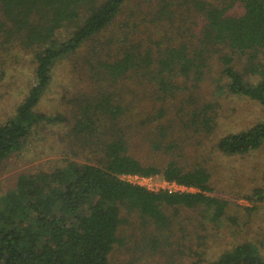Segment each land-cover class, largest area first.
<instances>
[{
    "label": "trees",
    "instance_id": "obj_1",
    "mask_svg": "<svg viewBox=\"0 0 264 264\" xmlns=\"http://www.w3.org/2000/svg\"><path fill=\"white\" fill-rule=\"evenodd\" d=\"M19 52L32 58L34 81L0 125V170L41 128L70 123L39 110L60 61L71 60L86 89L66 164L21 175L0 197V264H112L121 248L136 255L120 264L200 257L184 242L219 222L228 202L210 194L209 166L188 160L218 129L222 99H249L264 115V0H0V86L6 58ZM263 146L264 119L215 150L233 157ZM125 173L160 174L197 192H151L122 181ZM249 199L263 202L264 190ZM208 264L264 257L246 241Z\"/></svg>",
    "mask_w": 264,
    "mask_h": 264
},
{
    "label": "rangeland",
    "instance_id": "obj_2",
    "mask_svg": "<svg viewBox=\"0 0 264 264\" xmlns=\"http://www.w3.org/2000/svg\"><path fill=\"white\" fill-rule=\"evenodd\" d=\"M19 54L14 58H6L11 61L6 67V80L0 86V125L15 114L34 81L32 58L23 52ZM72 69L69 59L57 64L53 82L39 104L41 112L64 115L70 119V123L41 128L21 153L14 154L5 162L0 170V197L17 187L21 175L51 172L66 164V152L73 149L69 132L74 122L72 115L75 103L79 93L86 89V83L76 78ZM263 119V110L254 101L242 97L222 99L218 129L203 142L199 150L196 149L197 152L194 150L192 158L188 160L192 165L205 162L209 166L213 189L210 194L227 201L228 206L219 222H204V227L197 228L184 242L200 254V257L190 259L187 264L199 258L203 261L201 264H208L224 251L246 241L255 243L264 257V201L253 202L249 199L255 190H264V146L246 155L233 157L215 150L222 137L246 130ZM141 145L144 146L142 142ZM136 149L140 150L141 147L136 145ZM82 157L77 160L86 162V154ZM182 213L196 212L187 210ZM181 235L179 233L177 240ZM135 255L127 248H121L117 250L112 264L126 263Z\"/></svg>",
    "mask_w": 264,
    "mask_h": 264
},
{
    "label": "built area",
    "instance_id": "obj_3",
    "mask_svg": "<svg viewBox=\"0 0 264 264\" xmlns=\"http://www.w3.org/2000/svg\"><path fill=\"white\" fill-rule=\"evenodd\" d=\"M120 179L125 183L144 188L151 192H167L169 194L194 193L197 189L178 181H171L160 174L144 175L139 173H125L120 176Z\"/></svg>",
    "mask_w": 264,
    "mask_h": 264
}]
</instances>
